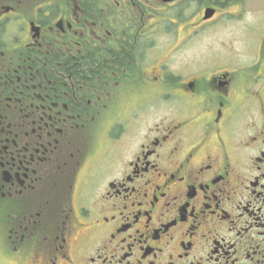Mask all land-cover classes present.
Returning a JSON list of instances; mask_svg holds the SVG:
<instances>
[{
  "label": "flooded vegetation",
  "instance_id": "flooded-vegetation-1",
  "mask_svg": "<svg viewBox=\"0 0 264 264\" xmlns=\"http://www.w3.org/2000/svg\"><path fill=\"white\" fill-rule=\"evenodd\" d=\"M260 1L0 0V264H264Z\"/></svg>",
  "mask_w": 264,
  "mask_h": 264
},
{
  "label": "rangeland",
  "instance_id": "rangeland-1",
  "mask_svg": "<svg viewBox=\"0 0 264 264\" xmlns=\"http://www.w3.org/2000/svg\"><path fill=\"white\" fill-rule=\"evenodd\" d=\"M260 7L264 5V0H261L258 4ZM258 6V7H259ZM248 9L253 12V7L249 4ZM253 14L248 10L245 17H252ZM205 33L201 35L191 34L188 37L178 36L174 45L173 38L171 34H157L152 37L156 38L158 49V58L155 65L153 67L158 68L163 62H168L170 60H174L175 70H181L184 66H182L185 60H197V59H206L211 60L218 55H222L223 57L231 56L233 58L240 60H256L258 55L260 54L258 51H250L237 46L234 49L231 47L230 51H226L221 49V44L228 40V42H233L237 44L239 39L241 38V34L243 32V24L241 21H227L225 25H222V28L216 26L212 28H208ZM183 38L181 43L180 38ZM181 43V44H180ZM154 58H156L154 56ZM260 58V56H259ZM245 64V63H242ZM151 67V68H153Z\"/></svg>",
  "mask_w": 264,
  "mask_h": 264
},
{
  "label": "water",
  "instance_id": "water-1",
  "mask_svg": "<svg viewBox=\"0 0 264 264\" xmlns=\"http://www.w3.org/2000/svg\"><path fill=\"white\" fill-rule=\"evenodd\" d=\"M211 12H212V11H209V10H208L207 13H206V15H207L206 17H209V15H210Z\"/></svg>",
  "mask_w": 264,
  "mask_h": 264
}]
</instances>
